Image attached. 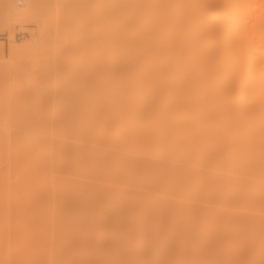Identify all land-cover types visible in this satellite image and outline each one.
I'll use <instances>...</instances> for the list:
<instances>
[{
  "label": "bare ground",
  "instance_id": "6f19581e",
  "mask_svg": "<svg viewBox=\"0 0 264 264\" xmlns=\"http://www.w3.org/2000/svg\"><path fill=\"white\" fill-rule=\"evenodd\" d=\"M95 3L88 18L100 32L97 41L80 42L83 36L76 33L79 42L71 36L72 41L45 49L32 36L9 48L10 58L23 54L33 61L44 54L38 64L43 75L31 74L22 89L0 92L1 116L21 95L43 102L47 80L54 68L63 67L70 85L53 88L51 97L63 102L60 108L75 124L70 137L60 139L11 132L0 124V164L9 166V172H0V239L19 237L28 247L43 237L51 245L50 264H213V224L221 220L220 228L215 225L219 235L229 223L231 232L237 230L232 237L242 240L247 225L264 224L255 214L248 220L228 208L213 217L214 150L239 148L230 138L214 149L221 132H213V120L252 118L249 133L239 139L243 146L251 137H264V124L255 126L256 113L264 110V0ZM84 5H77L74 20L82 17ZM137 9L144 16L131 30L123 16ZM0 10L27 16L30 6L18 9L12 0H0ZM0 32L13 40L8 22ZM8 76L0 72V82ZM232 165L247 172L253 162L243 155ZM240 173L233 174L247 175ZM245 177L223 185L235 183L236 188L229 186L244 199L263 202L264 190L248 193ZM233 197L229 193L223 205ZM259 223L244 237L261 246ZM110 227L120 234L106 237ZM262 242L254 252L262 253L263 261V237Z\"/></svg>",
  "mask_w": 264,
  "mask_h": 264
},
{
  "label": "rangeland",
  "instance_id": "374dc122",
  "mask_svg": "<svg viewBox=\"0 0 264 264\" xmlns=\"http://www.w3.org/2000/svg\"><path fill=\"white\" fill-rule=\"evenodd\" d=\"M95 1L96 0H29L27 4L30 6V13L27 16L25 15L17 16V15H12V14L5 15L0 10V29L2 28V24L4 22H8L12 28L13 36H14L13 40L9 41L7 39V33L0 32V44L2 43L1 53H0V72H5L7 74H10V76H8V78L5 80L4 84L0 82V92H3L6 90V93H7L10 90V88H13L14 86L16 87L19 86V88H21L23 86V83H22L24 82L23 80L27 79L28 77L31 78L30 76L31 74L34 75L35 78H39V79H41L43 75L42 70L40 69L39 71L38 64L44 58L43 56L44 54L38 55L37 59L33 61L30 59H24L25 57L23 56V54L21 55L17 54L14 57L10 58L8 56L10 46L16 47L18 43L22 44L27 39H30L32 36H34L38 38L39 44L42 43L44 45H47L45 49H50L55 44H60V43L64 44L66 42L72 41V39L75 38V35L73 36V34H76V33L80 35L79 37L86 36L84 39L82 37L80 41L78 35H76L77 38L75 39L76 40L79 39L77 40L78 42L79 41L87 42V40L89 42V39H90V42L97 41L99 38L100 32L96 31L97 29L96 27H94L93 23L91 24L92 27L89 26L91 21L89 22V18H88L89 12L92 11V7H94V4H96ZM79 3L80 4L83 3V5L85 4L84 5L85 8H83L84 6L81 7L82 5L80 6L85 11L81 12L83 14L79 16H82V17H79V18L77 17V19L83 18L82 20L87 21V22L83 21L84 23H86L85 24L86 26H84V23L81 22V19H80V22L82 24L79 22V20L77 19L74 20L72 16V15L75 16V13L79 11L78 10L79 7L77 6ZM86 10H88V13ZM81 11L83 10L81 9ZM143 16H144L143 10L137 9L132 12L125 13L123 17L125 18L124 20H128L130 24L129 28L131 30H134L141 26L140 20H142ZM75 21L76 23L79 22L80 24H76ZM70 37L72 38L71 40H69ZM75 39L73 41H75ZM85 39L87 40L85 41ZM34 61H36V64L38 66L35 65ZM50 68H53V67L50 65ZM54 70L55 72L53 73L51 78L47 80L45 84L46 87L49 88V92L45 97L42 98L44 100L43 102H38L35 99H32L31 97L33 96L31 94L21 95L15 101L14 107H8L4 117L1 116L0 114V124L6 125L5 128L7 131H11V132L21 131L23 134H26L28 136L32 135V136H38L42 138H52V139L70 137L69 131H71V128L75 124V122L73 119H69L68 116L63 112V110L61 109L63 107L60 108V106L63 105V102L54 101L55 98L51 97L53 88L55 89L58 87L60 88V86L64 87L66 85H70V77L68 75V72H67L68 70L66 68L56 67L54 68ZM42 81L44 83V80ZM21 83H22V86H20ZM9 86L10 88H8ZM19 88L15 90L19 91ZM254 113L256 112L254 111L251 112V116L254 115ZM256 114L257 116L255 118L257 119V122H255V126L259 127L260 125L264 124V110H261L260 112ZM251 122H253L252 118H250V120L246 123L240 121L237 118H233V119L219 118V119L213 120V132H218V133L221 132V136L219 138L222 137L221 139L217 138V140L214 141L213 143L214 149L221 144L228 143V140H230V138L237 139L238 140L237 146L239 147V148H235L234 150L233 149L231 150L228 146H225L221 149L220 152L214 150L215 152H217V154L213 156V210L216 209L213 213L214 215L213 217L215 216L217 217V215L215 214L220 212L221 209L224 210V208H226L227 210L228 208L229 211L230 210L232 211V214L234 211H236L235 213L237 214L239 213V216L242 214L246 215L245 216L246 219L250 218V217L247 218V215H249L250 213L251 216L253 214L251 218H254V214H255V219L258 216V219L261 218V220L259 221L263 222L264 220L263 218L264 217V201L260 203H255V202L249 201L246 198L244 199L241 196L242 194L239 192V190L235 189L236 188L235 183L229 184L231 186L235 185L234 186L235 188L229 185L228 187L227 186L224 187L223 185V182L225 183L227 179L229 178L230 180L231 179L233 180V179L245 177V176L237 177V175L235 176V174H239L241 172L240 175H243V174L245 175L247 173L246 177L248 178L250 182L249 188L246 190L248 193H251V195H256V193H258L259 191L264 190V137L263 139H255L254 137H251L249 139V142H247V145L245 146H243V143L242 144L239 143V139H242V137L244 136L246 137V135L249 133V127H250ZM243 155H245L246 158L249 157L250 161L253 162L251 171H247V172L244 171L245 173L243 172V170L237 168L235 165L234 167L232 165L234 164V162L238 161L241 157H243ZM260 158L262 161H260ZM5 164H6V161L0 164V172H5V173L9 172V166H5ZM228 171H231L232 173H228ZM229 174H230V177H228ZM232 175H234V178L231 177ZM89 178L90 177L85 176L83 179H86L90 182ZM14 180L15 178H12L9 181H14ZM233 188L235 189V192L227 191V190H232ZM229 193L233 194L234 197L233 199L230 200V202L229 201L225 202V204L228 203L227 204L228 206L223 205L224 197L228 196ZM234 193L236 194L234 195ZM243 217L241 216L242 220L245 219ZM219 219L221 218L219 217ZM219 219L217 221H219ZM241 219H239L238 222H241L240 221ZM213 220H214L213 222L216 223L215 218ZM220 221H219V224L217 223L219 226L216 228H220V224H221ZM238 222L237 223L234 222L235 227H238L236 225L238 224ZM243 222L244 223L247 222L244 226L249 224L247 220ZM256 222L257 221H255V223ZM230 223L232 227V222ZM255 223L250 224V225L253 227ZM258 223L259 222H257L256 225ZM217 224L215 225L217 226ZM223 224H226V223H223V220H222V225ZM240 224L242 227V223ZM259 224H262L260 226L264 229L263 227L264 224L263 223H259ZM215 225L213 224V257H214L213 264H227L226 262H228L229 260L225 258L235 259L239 257L238 255H240L241 258L243 259V261H241L242 262L241 264H257L258 261H259L258 264H262L261 262L264 261V260L263 261L261 260L263 259L261 257L262 253L260 254L261 256L258 257L259 254H256L257 253L256 251H258V248L263 245V242H262V237L264 238L263 235L261 234H260L261 236L259 235V237H261L260 238L261 241L259 240L262 243L261 246H259L260 244H258L256 241L251 239L252 237L247 238L249 240H246L248 241L247 242L248 245H246L245 237H248L247 232L250 236L254 229L252 227H249L250 225H247L248 227L246 226L247 228L245 231L243 229V232H240L241 227L238 228V232L242 233V237L244 240H242L241 237L239 236H237L238 238L234 236V238H236L234 239L232 237L233 236L232 233H234L237 230H235L234 232H231V230L235 228L232 227L230 229L229 226L228 227L226 226V227L227 229L229 228L228 230L229 232H231L232 235L227 232L228 230L226 229V227L225 229H226V232L231 237L230 236L226 237L228 235L225 234L226 232H224L225 231L224 228L220 229L221 230L220 234L221 236L222 235H225V236L220 237V234L217 235L218 230L215 228ZM256 225L254 227H256ZM259 230L260 228L258 229V231ZM262 230L259 232H263ZM105 233H107L106 237L110 238L112 236L120 234V230L116 227H110V228L105 229ZM254 234L256 235V230ZM262 234H264V232ZM244 235L246 236L244 237ZM17 238L19 239V237H14L11 240H8L10 239L8 237H4L0 239V264H28V262L30 264L31 262H33L34 264H50L51 259L49 258H51L50 257L51 245L50 243L46 242L43 237H39L35 244H32L31 246H28V247L23 246L24 244H21L19 240L17 241ZM20 239L22 238L20 237ZM238 239H240L241 243L245 242L244 246L243 244L242 245L237 244L236 240ZM250 240H252V242H249ZM22 241L24 240L22 239ZM240 241H238V243ZM255 242L258 247L254 245ZM251 243H253V245ZM145 245H146V241H143L142 247L144 248ZM249 245H252V246H249ZM241 246H243L242 248L244 249H241ZM253 247H257V249H253ZM254 250L256 253L254 252ZM229 251H233L232 253L234 255L236 253L237 255L234 256ZM228 252L229 254L231 253L233 257H226L227 256L226 253L228 254ZM258 252H260V248ZM261 252H263V248ZM231 254L229 256H232ZM255 255L257 258L253 257ZM241 258L233 260L234 264H238L240 261H238V263H235V261L240 260ZM256 260H257V263L254 262ZM229 263L231 264L232 261H229Z\"/></svg>",
  "mask_w": 264,
  "mask_h": 264
},
{
  "label": "built area",
  "instance_id": "2783aa9c",
  "mask_svg": "<svg viewBox=\"0 0 264 264\" xmlns=\"http://www.w3.org/2000/svg\"><path fill=\"white\" fill-rule=\"evenodd\" d=\"M12 2L16 8L22 9L27 5L29 0H12Z\"/></svg>",
  "mask_w": 264,
  "mask_h": 264
}]
</instances>
